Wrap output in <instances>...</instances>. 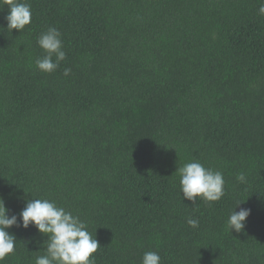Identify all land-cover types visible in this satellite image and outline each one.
Listing matches in <instances>:
<instances>
[{"label": "trees", "instance_id": "16d2710c", "mask_svg": "<svg viewBox=\"0 0 264 264\" xmlns=\"http://www.w3.org/2000/svg\"><path fill=\"white\" fill-rule=\"evenodd\" d=\"M27 2L32 22L21 32L7 30L0 5V197L9 215L28 199L55 201L99 241L95 264H141L147 251L161 264H264L258 0ZM50 26L66 59L45 73L37 37ZM194 160L223 173L221 200L183 198L176 171ZM238 201L251 209L241 233L226 227ZM8 231L17 241L2 264L45 254L35 226Z\"/></svg>", "mask_w": 264, "mask_h": 264}, {"label": "clouds", "instance_id": "9594fccd", "mask_svg": "<svg viewBox=\"0 0 264 264\" xmlns=\"http://www.w3.org/2000/svg\"><path fill=\"white\" fill-rule=\"evenodd\" d=\"M258 3V14L264 16V0H258ZM0 5H6L9 9L5 17L7 30L21 32L31 24L32 11L27 0H0ZM37 44L45 52L43 57L35 60L37 69L45 73L54 72L60 62L66 59L62 33L56 27L50 26L37 37ZM70 72L71 69H65L64 75L67 76ZM176 172L180 176L184 199L195 203L199 197L206 202H216L225 194L223 173L206 168L198 160L183 164ZM236 179L240 183L247 182L243 172ZM244 202L246 201H238L228 217L226 227L232 232L244 231L246 221L251 215L250 208L240 207ZM238 207L240 210L236 211ZM9 211L3 197H0V264L10 254H14L17 240L8 231L14 226L25 229L35 226L40 234L47 237L44 241L45 254L37 256L35 264H95L93 254L101 245L89 232L87 223L78 215L58 206L55 201L39 198L26 200V206L19 216H10ZM187 223L193 228L199 226L197 219L188 218ZM141 264H161V257L156 251H147L143 254Z\"/></svg>", "mask_w": 264, "mask_h": 264}]
</instances>
